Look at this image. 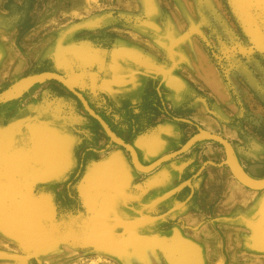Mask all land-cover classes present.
<instances>
[{"label":"rangeland","instance_id":"rangeland-1","mask_svg":"<svg viewBox=\"0 0 264 264\" xmlns=\"http://www.w3.org/2000/svg\"><path fill=\"white\" fill-rule=\"evenodd\" d=\"M119 40L140 43L147 51L161 49L159 60L168 65L174 64L175 56L181 57L176 49H199L226 80L237 62L264 67V0H0V62L24 60L39 46L57 50L72 41L93 43L109 52V61ZM50 62L46 68L71 76L69 67L57 70ZM35 65L27 69L29 75L40 70ZM48 82L53 95L69 97L81 110L78 166L62 181H27L25 194L45 195L30 204L34 209L30 219L38 232L25 240L0 227V264H264V189H251L222 171H214L215 181L198 187L200 193L191 199L195 223L183 219L157 227L150 224L146 244L133 242L138 231L131 228L124 230L132 234L128 246H117L114 252L98 246L88 223H83L87 215L77 187L92 161L111 147L126 149L66 87ZM193 88L197 96L203 95L198 84ZM80 93L128 144L178 112H191L185 106L170 109L153 83L141 103L119 109L105 93ZM140 247L146 249L140 258L130 254Z\"/></svg>","mask_w":264,"mask_h":264},{"label":"crops","instance_id":"crops-1","mask_svg":"<svg viewBox=\"0 0 264 264\" xmlns=\"http://www.w3.org/2000/svg\"><path fill=\"white\" fill-rule=\"evenodd\" d=\"M146 49L140 43L119 40L107 61L109 52L88 41H72L57 50L39 46L31 54L26 53L29 56L24 60L14 57L13 62H0V93L36 74L54 72L46 68L50 60L57 70H72L71 76L58 72L69 77L80 92L105 93L116 109L126 103H141L147 86L153 83L170 109L185 106L191 112H178L174 119L158 123L129 142L143 166L179 150L194 135L205 131L231 144L239 166L250 178L263 179L264 67L255 62H237L225 80L199 49H176L174 53L181 57L175 56L176 61L169 65L160 62L161 49ZM34 63L40 70L29 75L27 69ZM193 83L199 85L203 95L195 94ZM53 89L51 82L43 81L0 102V174L12 173L17 165L24 167L17 153L28 157L26 182L62 181L77 168L75 150L80 143L81 110L69 97L53 95ZM226 159L221 144L201 140L184 154L143 173L126 150L111 147L88 165L77 187L87 215L83 223H88L86 227L97 245L112 252L117 246H128L132 234L124 230L137 229L133 242L146 244L145 230L151 225L183 219L195 223L191 199L197 197L198 187L215 181L214 171H222L231 179L233 175L228 166L206 163L221 164ZM35 197L45 195L28 196L23 189L14 202L17 207H33L30 204ZM95 226L107 232L96 234ZM126 237L128 240H124Z\"/></svg>","mask_w":264,"mask_h":264},{"label":"water","instance_id":"water-1","mask_svg":"<svg viewBox=\"0 0 264 264\" xmlns=\"http://www.w3.org/2000/svg\"><path fill=\"white\" fill-rule=\"evenodd\" d=\"M48 80H53V81H57V82L61 83L72 94H74L81 101V103L83 104L86 111L96 121H98L101 124V126L104 128V130L109 135V137L115 143H117L121 147L125 148L131 154L133 164L135 165V167L138 170L145 172V173L151 172L154 169H156L159 165H161L162 163L169 161V160H171L177 156H180V155L184 154L185 152L189 151L197 142H199L201 140H212V141H215V142L221 144L224 147V149L226 151L227 159L221 164H216L215 162L209 161L206 163V165L211 164L214 166H228L231 169L233 175L244 185L248 186L249 188L256 189V190L264 189V179L254 180V179L250 178L241 169V167L239 166L238 161L236 159L233 147L231 146V144L226 139H224L223 137H221L219 135L208 133L205 131L194 135L179 150L164 156L163 158L159 159L158 161H156L155 163H153L149 166H143L140 163L139 158L137 156V153H136L135 149L133 148V146L126 143L122 138H120L111 129V127L108 125V123L91 108V106L89 105V102L86 100V98L83 96V94H81L79 91H77L74 88V86L69 82V80H67L62 75L54 73V72H45V73H41L38 75H34V76L26 79L25 81L13 86L12 88L7 89L6 91L0 93V102L5 101L6 99H8L9 97H11L12 95H14L16 93L27 90L28 88H30L31 86H33L36 83L48 81Z\"/></svg>","mask_w":264,"mask_h":264},{"label":"bare ground","instance_id":"bare-ground-1","mask_svg":"<svg viewBox=\"0 0 264 264\" xmlns=\"http://www.w3.org/2000/svg\"><path fill=\"white\" fill-rule=\"evenodd\" d=\"M16 158L24 164V167H22V165L21 167L17 165L14 167L12 173L6 174L5 172L0 174V227L28 240L38 232V226L32 223L30 219L32 213H34V209L32 207H17L14 202V198H16L20 191L27 185L24 178L27 175L25 165L27 166L28 164V157L25 153L23 155L17 153ZM93 228L96 234L101 233L104 235L107 232V229L100 226H98V228L96 226ZM261 235L264 237V230H261ZM132 252L133 253H130L132 256L137 255V257L140 258V256L146 252V249H142V247L135 248Z\"/></svg>","mask_w":264,"mask_h":264}]
</instances>
